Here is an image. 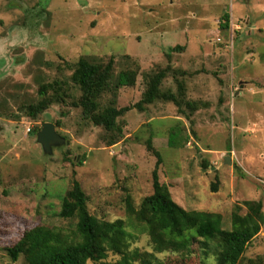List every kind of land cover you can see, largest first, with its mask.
Instances as JSON below:
<instances>
[{
	"label": "rangeland",
	"instance_id": "1",
	"mask_svg": "<svg viewBox=\"0 0 264 264\" xmlns=\"http://www.w3.org/2000/svg\"><path fill=\"white\" fill-rule=\"evenodd\" d=\"M81 57H113L116 75L137 70L136 84L116 97L105 91L101 106L111 99L119 108L134 105L147 76L170 65L184 74L169 73L162 88L177 92L181 81L183 99L197 109L161 99L132 108L118 118L121 139L109 145L111 133L73 104L81 91L71 75ZM46 84L65 105L53 101L33 119L25 106ZM44 122L66 139L52 155L37 140ZM173 130L176 147L168 144ZM149 139L161 153L160 182L184 208L218 212L226 228L238 203L261 200L264 211V0H0V264H29L7 251L26 230L73 233L76 219L59 216L73 179L92 214L129 223L127 196L139 208L153 192ZM127 231L121 252L87 264H116L134 250L150 253L152 264H218L215 241L195 237L157 252L141 226ZM239 264H264V225Z\"/></svg>",
	"mask_w": 264,
	"mask_h": 264
},
{
	"label": "trees",
	"instance_id": "2",
	"mask_svg": "<svg viewBox=\"0 0 264 264\" xmlns=\"http://www.w3.org/2000/svg\"><path fill=\"white\" fill-rule=\"evenodd\" d=\"M221 26L229 27L230 15L225 13ZM177 45L173 49L180 50ZM184 74V71L173 69L170 65L150 73L147 77L146 89L142 98L132 106L117 107L115 99L101 106V97L105 91H111L116 97L122 87H132L136 84L137 70H121L117 75L114 70V58L106 63L81 57L75 65L71 80L80 91V98L74 106L82 108L84 118L96 126H102L111 133L108 144L117 143L122 137V128L118 118L132 108L144 110L146 105L156 100L173 102L179 110L185 104L191 111L197 109V103L183 99L184 87L178 81V90H164L162 83L165 77ZM177 78V77H176ZM50 84L42 85L40 98L25 106L27 114L36 119L44 113L53 101L65 105L63 95L49 96ZM60 86L56 87V91ZM179 132L171 131L168 144L178 145ZM148 151L157 157L153 171V192L147 195L136 208L131 197L126 198V211L131 218L127 223L123 219L108 221L92 214L88 208V197L80 182L73 179L71 188L63 197L59 216L65 219H76L73 233H64L61 228L39 225L26 230L22 237L7 248L12 261H17L24 255L29 264H87L88 261H100L108 256V250L121 252L126 245L130 233L142 227V232L150 236L155 251L163 252L171 245L187 246L190 239L199 237L215 241L220 251L218 264H239L252 240L257 237L264 225L263 202L261 200H245L234 206L230 216V227L224 226L223 215L205 210H188L177 203L171 196L166 184L161 183L158 167L162 162L161 153L153 146L151 139L147 142ZM207 167V164H203ZM216 190V185L213 186ZM245 209V212L242 210ZM150 253L134 250L131 254H123L116 264H133L137 258L143 264H152ZM108 264V263H106Z\"/></svg>",
	"mask_w": 264,
	"mask_h": 264
},
{
	"label": "water",
	"instance_id": "3",
	"mask_svg": "<svg viewBox=\"0 0 264 264\" xmlns=\"http://www.w3.org/2000/svg\"><path fill=\"white\" fill-rule=\"evenodd\" d=\"M37 140L42 145L45 154L52 155L55 147L62 146L66 139L57 133L52 122H44L37 133ZM230 162V160L228 159ZM10 259V257H8Z\"/></svg>",
	"mask_w": 264,
	"mask_h": 264
}]
</instances>
